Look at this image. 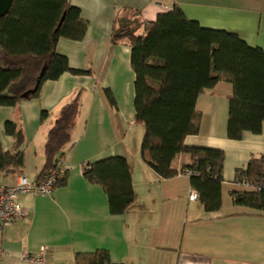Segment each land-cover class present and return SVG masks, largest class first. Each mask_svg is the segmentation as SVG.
<instances>
[{
  "label": "crops",
  "instance_id": "0c3cea01",
  "mask_svg": "<svg viewBox=\"0 0 264 264\" xmlns=\"http://www.w3.org/2000/svg\"><path fill=\"white\" fill-rule=\"evenodd\" d=\"M88 27L81 40L61 37L56 46L69 67L84 74L65 72L43 83L38 98L16 106H0V143L15 151V139L6 124L23 129L24 167L16 174L0 173L13 185L18 174L37 182L45 165V146L64 105L80 98V110L67 149L65 179L51 197L24 195L28 216L0 232V264H41L23 254L37 256L47 247L43 264H79L77 254L105 250L113 264H264V212L233 201L232 192L245 191L239 171L251 159L264 157V121L261 132L245 131L239 140L228 137L231 83L220 81L197 98L199 132L188 135L190 148L221 150L225 155L221 208L206 212L197 200L188 176L164 179L142 158L144 126L135 122L136 75L132 49L126 42L113 44L114 21L125 9L154 22L179 6L187 18L202 27L233 32L251 47L264 50V0H70ZM116 100L112 108L105 95ZM43 112L45 115L43 116ZM114 157L128 160L136 201L121 215L110 212L102 186L89 182L85 164ZM191 162L179 153L175 170ZM197 191V190H196Z\"/></svg>",
  "mask_w": 264,
  "mask_h": 264
},
{
  "label": "trees",
  "instance_id": "16d2710c",
  "mask_svg": "<svg viewBox=\"0 0 264 264\" xmlns=\"http://www.w3.org/2000/svg\"><path fill=\"white\" fill-rule=\"evenodd\" d=\"M123 13H131L133 19L124 18ZM123 13L115 18L111 42H126L132 49L135 122L145 130L142 158L164 179H171L183 170L194 172L190 179L204 210L218 211L225 155L221 150L187 147L184 140L199 132L198 96L220 81L234 87L229 98L228 137L239 140L245 131L261 132L264 50L249 46L236 33L202 27L189 20L177 5L154 22L145 21L137 11L125 9ZM87 27V21L70 0H14L9 13L0 19V106H16L23 100L38 98L45 81L57 80L65 72L84 74L71 69L56 46L61 37L81 40ZM45 66L37 91L28 98L22 97L36 87ZM105 95L110 106L116 108L114 96L107 90ZM79 110L78 96L62 107L49 132L46 165L37 182H42L56 163L65 159L67 149L72 146ZM6 131L15 139V151H5L0 143V173L10 175L24 167L25 138L23 129L14 122L6 124ZM179 153H188L191 162L178 171L172 162ZM263 162L264 157L251 159L248 169L239 171L237 178L258 182ZM83 174L89 182L103 187L112 214H124L136 201L126 158L87 164ZM231 195L235 204L264 212V190ZM76 259L79 264H113L105 250L77 254Z\"/></svg>",
  "mask_w": 264,
  "mask_h": 264
},
{
  "label": "built area",
  "instance_id": "2783aa9c",
  "mask_svg": "<svg viewBox=\"0 0 264 264\" xmlns=\"http://www.w3.org/2000/svg\"><path fill=\"white\" fill-rule=\"evenodd\" d=\"M87 164L84 165V167ZM66 171L64 160H59L56 166L52 168L44 177L42 182L30 181L25 175L18 174L16 182L13 185L4 184L0 177V232L5 228L14 225L19 219L28 216V211L20 202V198L24 195L35 194L39 197H51L57 185L65 178ZM179 176L192 177L194 172L183 170L178 173ZM237 183L247 191L260 192L264 190V162L261 171V178L258 182H252L246 178L237 180ZM191 200L198 199L197 191H192L190 195ZM47 247H42L41 252L37 256L30 254H23L26 260L45 263V254ZM3 252H0V257Z\"/></svg>",
  "mask_w": 264,
  "mask_h": 264
},
{
  "label": "water",
  "instance_id": "95a60500",
  "mask_svg": "<svg viewBox=\"0 0 264 264\" xmlns=\"http://www.w3.org/2000/svg\"><path fill=\"white\" fill-rule=\"evenodd\" d=\"M13 2H14V0H0V19L3 18V17H5V16L9 13V11H10L12 5H13ZM64 17H65V16L62 17L61 22H60V24H59V27H60V25L62 24V22L64 21ZM45 71H46V66L42 69V71H41V73H40V76H39V79H38V81H37L36 87H35L33 90L28 91V92H26L25 94H23L22 97H24V98H28V97H30L35 91H37V89H38V87H39V85H40V82H41V80H42V78H43V75H44Z\"/></svg>",
  "mask_w": 264,
  "mask_h": 264
},
{
  "label": "rangeland",
  "instance_id": "374dc122",
  "mask_svg": "<svg viewBox=\"0 0 264 264\" xmlns=\"http://www.w3.org/2000/svg\"><path fill=\"white\" fill-rule=\"evenodd\" d=\"M124 18H130V19H133V16L131 13H123L122 15Z\"/></svg>",
  "mask_w": 264,
  "mask_h": 264
}]
</instances>
